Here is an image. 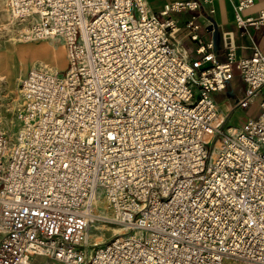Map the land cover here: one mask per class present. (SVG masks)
Here are the masks:
<instances>
[{"label":"built area","instance_id":"obj_1","mask_svg":"<svg viewBox=\"0 0 264 264\" xmlns=\"http://www.w3.org/2000/svg\"><path fill=\"white\" fill-rule=\"evenodd\" d=\"M252 2L238 25L264 35V8L240 13ZM200 4L161 19L147 0H7L20 37L61 36L67 63L30 67L17 130H0V264H264V51L241 57L224 32L220 61L192 15L193 55L175 13ZM229 85L234 107L261 94L257 117L223 114L214 93ZM100 197L126 229L87 243Z\"/></svg>","mask_w":264,"mask_h":264},{"label":"rangeland","instance_id":"obj_2","mask_svg":"<svg viewBox=\"0 0 264 264\" xmlns=\"http://www.w3.org/2000/svg\"><path fill=\"white\" fill-rule=\"evenodd\" d=\"M20 25L10 21L7 0H0V130L13 135L17 130L15 110L18 102L21 80L34 64L42 62L54 69H63L67 63V50L61 36L40 40L22 39ZM58 54V55H57ZM59 57V58H58ZM237 80L234 79V85ZM220 92H215L217 98ZM260 98L253 101V106H260ZM246 121L245 114L234 113L233 125ZM110 218L94 221L89 229V243L105 241L116 235L121 227L116 225L114 213L108 205ZM94 224V225H93ZM91 248V246H90ZM44 264V261L41 262ZM223 264H254L243 257H225Z\"/></svg>","mask_w":264,"mask_h":264},{"label":"crops","instance_id":"obj_3","mask_svg":"<svg viewBox=\"0 0 264 264\" xmlns=\"http://www.w3.org/2000/svg\"><path fill=\"white\" fill-rule=\"evenodd\" d=\"M150 8L161 19H165L167 15H162L161 11L165 8V5L174 1L185 0H147ZM200 8L197 9H184L181 12L175 13L179 19L178 28L173 32L174 37L181 42L187 49L193 54L197 55L195 49L197 43L189 37L190 28L186 26V21L191 18L192 15H196L195 22L202 26L199 34L202 39V44L205 48L211 49V45L216 52V55L220 61L226 60L223 47V33L231 32L233 40L237 45V53L241 57H247L252 54L253 47L257 44L264 51V35L263 27L256 25H247L245 28H240L236 19V5L241 0H200ZM264 8V0H253V2L244 7L240 13L243 17H257L259 12ZM171 14H174L171 12ZM213 20L218 27V38L216 44L213 41V32L209 31L206 26L209 23L208 20ZM235 77L231 81V85L236 87L239 83L240 75L238 70L235 71ZM0 76L2 74L0 73ZM234 79L237 80L234 85ZM229 85L225 91L219 93L217 100L220 101V106L223 114L231 113V118L234 113L245 114L246 121L249 118L257 117L261 111V106H253V101L256 98L262 99L261 94H257L252 101L246 107H234V102L237 99L236 92L232 90ZM245 121V122H246ZM244 122V123H245ZM243 123V124H244ZM241 124V125H243Z\"/></svg>","mask_w":264,"mask_h":264},{"label":"bare ground","instance_id":"obj_4","mask_svg":"<svg viewBox=\"0 0 264 264\" xmlns=\"http://www.w3.org/2000/svg\"><path fill=\"white\" fill-rule=\"evenodd\" d=\"M58 55V54H57ZM59 58V57H58ZM39 63H42V62H39ZM37 64V63H36ZM34 64V65H36ZM44 64V63H42ZM33 65V66H34ZM51 68V67H50ZM54 69V68H52ZM222 116L223 114L221 113L220 114V117L218 119V122H220V120L222 119ZM95 213H96V216H95V220L94 221H104L105 218H110V215H109V210H108V201L105 197H100L97 202H96V209H95ZM94 225V224H93ZM116 225L120 226L121 227V230L118 231V232H121L123 231L124 229H126V227H124L122 224H119L117 223ZM91 235L90 233L88 232V235H87V243H89V239H90ZM93 242H100V241H93ZM227 257H238V256H234V255H227ZM34 264H40L38 261H36ZM255 264V263H254Z\"/></svg>","mask_w":264,"mask_h":264},{"label":"water","instance_id":"obj_5","mask_svg":"<svg viewBox=\"0 0 264 264\" xmlns=\"http://www.w3.org/2000/svg\"><path fill=\"white\" fill-rule=\"evenodd\" d=\"M211 21H212V24L209 26L208 29L209 30L213 29V31H212L213 32V41L216 44L217 38H218V27L212 19H211Z\"/></svg>","mask_w":264,"mask_h":264}]
</instances>
